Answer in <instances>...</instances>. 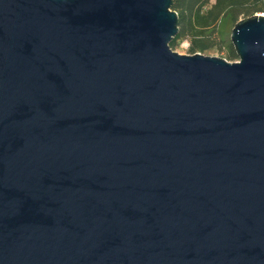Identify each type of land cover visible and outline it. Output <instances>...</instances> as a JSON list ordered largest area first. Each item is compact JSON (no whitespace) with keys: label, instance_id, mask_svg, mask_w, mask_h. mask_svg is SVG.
<instances>
[{"label":"water","instance_id":"obj_1","mask_svg":"<svg viewBox=\"0 0 264 264\" xmlns=\"http://www.w3.org/2000/svg\"><path fill=\"white\" fill-rule=\"evenodd\" d=\"M172 3L0 0V264H264V15Z\"/></svg>","mask_w":264,"mask_h":264},{"label":"trees","instance_id":"obj_2","mask_svg":"<svg viewBox=\"0 0 264 264\" xmlns=\"http://www.w3.org/2000/svg\"><path fill=\"white\" fill-rule=\"evenodd\" d=\"M171 10L178 18L171 50L187 41L191 55L226 50L225 59L232 62L238 59L229 41L231 29L239 19L264 13V0H173Z\"/></svg>","mask_w":264,"mask_h":264},{"label":"rangeland","instance_id":"obj_3","mask_svg":"<svg viewBox=\"0 0 264 264\" xmlns=\"http://www.w3.org/2000/svg\"><path fill=\"white\" fill-rule=\"evenodd\" d=\"M212 1L213 0H211V2ZM188 48H189V44H188L187 41H178L177 42V46L175 48H173L172 51L176 52L179 55H191L188 52ZM202 55L212 56V57H220V58H224L225 59L226 50H223L222 52L211 51V52L203 53ZM235 61H237V60H235ZM235 61H232V62H235Z\"/></svg>","mask_w":264,"mask_h":264},{"label":"built area","instance_id":"obj_4","mask_svg":"<svg viewBox=\"0 0 264 264\" xmlns=\"http://www.w3.org/2000/svg\"><path fill=\"white\" fill-rule=\"evenodd\" d=\"M260 15H264V13H261Z\"/></svg>","mask_w":264,"mask_h":264}]
</instances>
